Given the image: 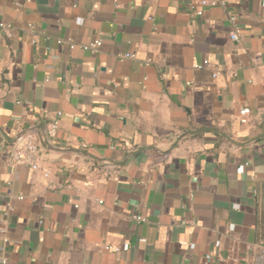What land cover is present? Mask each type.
<instances>
[{"label": "crops", "instance_id": "1", "mask_svg": "<svg viewBox=\"0 0 264 264\" xmlns=\"http://www.w3.org/2000/svg\"><path fill=\"white\" fill-rule=\"evenodd\" d=\"M191 1L0 0L11 25L0 37L7 264H258L264 0H225L236 42L225 8L196 16ZM96 39V52L81 46ZM28 131L36 170L8 163Z\"/></svg>", "mask_w": 264, "mask_h": 264}, {"label": "built area", "instance_id": "2", "mask_svg": "<svg viewBox=\"0 0 264 264\" xmlns=\"http://www.w3.org/2000/svg\"><path fill=\"white\" fill-rule=\"evenodd\" d=\"M189 8L192 10V14L196 16L202 15V9L198 8L200 7H206V6H221L225 8L226 2L225 0H193L189 2ZM226 17L231 25V30L229 32V39L231 41H238L241 36L242 32L240 27L237 24V16L232 10H228L225 8ZM28 26H32L31 23L28 24ZM11 27L10 24L0 22V37L7 34L9 31V28ZM58 43H64L66 44L70 49L74 47V43L67 39V40H57ZM101 45L100 39L93 40L92 42H89L88 44L81 45L84 49L90 50L91 52H96ZM118 58L123 60L126 58H132L134 55L131 53H119ZM147 63V61L145 62ZM210 62L207 59H203L200 63L194 64V68H201L205 66H209ZM220 71L217 68H214L211 77L216 78L219 76ZM229 76H235L236 73H228ZM249 113V110L247 107H242L239 110V121L240 123H246L247 122V115ZM60 115V112H57V118L53 119L49 124L48 129V136H55V133L58 128L59 119L58 116ZM39 161H40V150L38 146V141L35 135L32 132H23L19 133L15 138L11 145L9 157H8V163L9 165H15V164H25L32 170H36L39 167ZM240 172L243 171V166H240L238 168ZM49 174L48 171L44 172V175L47 176ZM136 220H143L140 216H135ZM5 229L0 228V232L4 233ZM141 241H143L141 239ZM112 247V246H108ZM115 250H118V247H112ZM8 259L7 256L4 253L0 254V264H7ZM201 264H213L212 258L210 254H205L203 257V260ZM258 264H264V246L259 247V254H258Z\"/></svg>", "mask_w": 264, "mask_h": 264}]
</instances>
